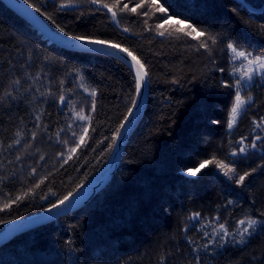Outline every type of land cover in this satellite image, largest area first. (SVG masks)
<instances>
[{"label": "trees", "instance_id": "1", "mask_svg": "<svg viewBox=\"0 0 264 264\" xmlns=\"http://www.w3.org/2000/svg\"><path fill=\"white\" fill-rule=\"evenodd\" d=\"M139 2L121 0L120 7ZM150 2L135 13L113 7L117 24L88 0L68 9L64 0H28L63 36L57 24L131 51L149 73L150 97L109 184L82 208L0 246V264H264V226L244 244L218 236L211 243L220 224L235 232L241 219L264 220V139L248 147L264 138L254 123L264 124V78L242 87L241 96L253 100L229 129L240 63L227 48L264 56V0H158L171 14L167 22L154 10L141 15ZM189 24L204 35H185ZM135 98L125 62L50 43L0 0V232L97 176ZM81 111L89 121L77 119ZM85 127L84 143L69 153ZM213 158L236 174L226 176L215 162L196 177L185 174ZM245 172L251 175L237 184Z\"/></svg>", "mask_w": 264, "mask_h": 264}, {"label": "snow or ice", "instance_id": "2", "mask_svg": "<svg viewBox=\"0 0 264 264\" xmlns=\"http://www.w3.org/2000/svg\"><path fill=\"white\" fill-rule=\"evenodd\" d=\"M24 2L27 3L28 0H24ZM77 2H78V0H64V3H62L60 7H61V9L74 8L76 6ZM88 2L90 4H93V5H100V6H102V8L107 9L109 12H111L112 19L117 24H119L120 21H119V19H117V12L113 10V7L119 8L120 12H124L125 10H127V11H130L133 13H135L137 11V8H145V4L143 3V0H141V2L137 3L132 8H129L127 3L123 4V6L120 7L121 0H116L115 5H111V6L108 3H106L105 0H88ZM32 7H35V5H32ZM151 10H154L155 13H161L160 19H162L164 22H167V20L170 18L171 14H169L168 8H166L164 6V4L159 3L158 0H151L150 5H149V10L142 12L141 15L148 16L149 11H151ZM36 11L39 12L40 9L36 8ZM49 19H51V17H49ZM53 23H55V21H53ZM145 24H147V20L145 21ZM56 26H57V28H59L60 32L65 33V36H71L72 41H80V44H83V45L86 44V45H96L97 46V47H91V48H88V47L83 48L82 51H84V52H96V51H100V50L105 49V48H112V49H117L118 51H120L122 53H125L126 57H130L131 60L129 61V63L132 64V66L135 69V96L137 98L139 97V95L141 93V89L144 87V85L148 79L149 73L144 70L145 69L144 64L141 62V60L136 55H133V53L131 51H129L127 48H121L119 44L111 43L109 40L93 38L91 35H72L70 32H66L64 28L60 27V25L57 24ZM162 26H163L162 24H158L157 28H160ZM188 27L191 29V31H188L187 33H185V35L190 36V37L193 36V33H195L196 36H203L204 35V32L197 31V29L193 25L189 24ZM148 30H151V29H148ZM124 31L127 32V31H129V29L125 28ZM176 31H177V33H181V32H184V29L179 28ZM159 35L164 36L165 33L161 31V32H159ZM169 35H171V33H169ZM177 38H179V37H177ZM209 39L211 40V43L213 45L217 43V40L215 37L209 36ZM200 47L207 49L208 48L207 41L201 43ZM227 48L229 50H231L234 57L243 58L242 63H243V61H247L248 66H249V70L246 72H243L240 76H238L236 79V82H235V88H236L235 103L231 109V121L228 123V128L231 129L233 127V124L236 121V118L239 116L241 110L244 109L246 104L250 103L253 100V98L251 96L247 97V99H245L244 97L241 96L240 93H241V90L243 87V82L246 81L248 83V85L251 86L255 76L257 75V69H259L258 74L261 76V78H264V57H261V56L252 57L250 53H246L243 50H238V48L236 46H234L232 43H228ZM106 54H108V53H106ZM16 83H19V81H16ZM225 86H228V85H225ZM81 87L84 88L85 92L89 91V89L84 87L83 84H81ZM8 95H11V93H8ZM90 95L92 97H95V95H96L95 89L91 90ZM64 102H65V97L61 96L60 97V103L64 104ZM135 107H136V104H135V100H134L133 104H132V108H135ZM132 108L129 109L127 116L132 115ZM91 110L92 111L95 110V101L94 100H93L92 105H91ZM76 117L80 121H89L90 120V117L87 115H84L82 111L76 112ZM36 119L39 120L40 117L37 116ZM262 119H264V118H262ZM254 123L256 124L257 127H264V124H262L261 122H254ZM124 127H125V124L122 123L120 125V127L117 129V135L115 138H113V141H112L113 144L116 143V139L119 138L120 130L123 129ZM86 134H87V128L85 127L80 134L79 142L76 143V147L70 148L68 150L69 153L75 152L76 148H78L81 144L84 143V137ZM17 135H19V133ZM72 135H73V137H75L76 133L73 132ZM33 136H35V133H33ZM57 136H59V132L57 133ZM261 139H264V138L257 135L248 147L255 149L257 147L256 141H259ZM16 143L19 144L20 141L17 140ZM64 143H67V141H65ZM239 153L246 155L247 154V148L241 147L239 149ZM61 155H63V153H61ZM231 155L236 156L237 153L233 152V153H231ZM68 158L70 159L71 155H69ZM66 162L67 161L65 160V163ZM213 162H215L216 166L219 167L224 172V174L226 176H231V175L236 174V169L234 167H230L228 164H225V163L220 162V161H216L215 158H213V160L202 161L198 167L189 168L188 174L195 176L201 171V169L207 167L210 163H213ZM253 171H255V170H253ZM34 172H35V169H33V173ZM249 175H251V173H248V172H245L243 175H239L238 179L236 180V183L242 185L245 181V178ZM42 182H43V180L41 181V183ZM36 186L39 187V185H36ZM17 199H19V197ZM69 199H70V196H65L63 199H61L59 201V204L54 203L52 205V208H58L61 205H64L65 202L68 201ZM6 207H11V205L10 204L6 205ZM52 208H49L48 211H52ZM198 216H199V213L193 214V219L197 218ZM238 223H239L240 227L237 228L235 232H229L224 224H220L218 228L213 229V233L211 235V243L215 244L217 242L216 237L218 236L220 238L221 242H227L228 238L231 237L232 241L234 243L244 244V243H246V238L253 234L256 226H258V225L264 226V220L252 218V217H248L246 219H241ZM204 247L207 248L208 244H205Z\"/></svg>", "mask_w": 264, "mask_h": 264}, {"label": "water", "instance_id": "3", "mask_svg": "<svg viewBox=\"0 0 264 264\" xmlns=\"http://www.w3.org/2000/svg\"><path fill=\"white\" fill-rule=\"evenodd\" d=\"M1 1L10 10H12L14 13L26 20L30 25H32L50 43H53L64 49L76 52H84L82 51V49L87 47H97L96 45L80 44V41H72L70 37H65L55 32L28 3L24 2V0ZM87 53L104 54L118 58L121 61L125 62L135 74L134 67L132 66V64L129 63L131 58L126 57L125 53H122L117 49L105 48L100 51ZM144 70L146 71V69ZM149 97L150 84L148 77L144 87L141 89L139 97L135 98L136 107L132 108V115L126 118V122H124L125 127L120 130L119 138L116 140L112 156L107 165L101 170V172L87 184H85L76 192L71 194L70 199L66 201L64 205H61L58 208L51 207L52 211H48L47 209L41 213L29 216L23 220H19L9 224L5 229L0 232V246L6 244L7 242L20 236L21 234L34 230L48 223H52L59 217L82 208L83 206L91 202L103 190L112 180L113 176L115 175L121 164L129 140L134 134L138 125L140 124L147 109Z\"/></svg>", "mask_w": 264, "mask_h": 264}, {"label": "rangeland", "instance_id": "4", "mask_svg": "<svg viewBox=\"0 0 264 264\" xmlns=\"http://www.w3.org/2000/svg\"><path fill=\"white\" fill-rule=\"evenodd\" d=\"M243 51H244V50H243ZM245 52H246V51H245ZM246 53H250L252 57L258 56V55H253L251 52H246ZM261 57H264V56H261ZM250 58H251V57H250ZM235 59L240 63V64H239V69H240V74H239V76H240L243 72H246V71L249 70V66H248V62H247V61H243V63H242L243 58L235 57ZM258 73H259V69H257V75L255 76V78H254V80H253V82H252V85H253L254 82L256 81V78L261 77ZM252 85H251V86H252ZM243 86H249V85H248V83L245 81V82H243ZM243 110H244V109H243ZM243 110H241L240 114L242 113ZM240 114H239V115H240ZM238 117H239V116H238ZM238 117H237V118H238ZM185 174H186L187 176H189V177H196L199 173H198L197 175H195V176L189 175L188 172H186ZM260 226H261V225L256 226V228H255L253 234L256 233V232H258V230L260 229ZM253 234H252V235H253ZM252 235H251V236H252ZM251 236L247 237V238H246V241H247ZM228 240H231V241H232V238L229 237ZM232 242H233V241H232ZM237 244H240V243H237Z\"/></svg>", "mask_w": 264, "mask_h": 264}]
</instances>
